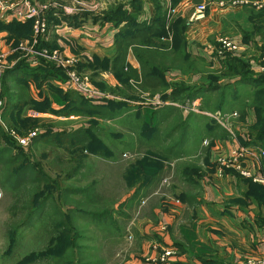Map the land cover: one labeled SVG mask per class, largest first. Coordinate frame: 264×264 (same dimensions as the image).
<instances>
[{
    "label": "rangeland",
    "instance_id": "rangeland-1",
    "mask_svg": "<svg viewBox=\"0 0 264 264\" xmlns=\"http://www.w3.org/2000/svg\"><path fill=\"white\" fill-rule=\"evenodd\" d=\"M198 1L200 2L195 8L205 5L206 17L207 8L212 1ZM226 1L219 0L218 6H245V10L248 4L246 0ZM238 1L241 3L233 4ZM251 7L258 10L261 8ZM174 10L175 8L169 11L168 20L172 21L178 17L175 12L172 13ZM190 18L186 21V28L200 21H191ZM251 30L252 24L251 29L245 33L250 34ZM241 32H244L243 29L239 33L241 39L237 41L239 44L236 53L222 50L218 42L220 38L235 42L229 37L219 36L214 44L208 46L216 57L213 66L215 68L208 66L211 62L205 61L204 65L199 61L192 64L195 65L193 71L196 73L183 72L182 70H188L185 68L186 62L181 56L169 51L162 60L165 63L163 72L166 74L179 71L182 79L176 81L175 78L169 77V81L165 78L169 87L163 93L169 95L180 82L207 84V76L211 74L222 76L218 83L225 85L229 80L223 76L224 61L228 57L236 58V54L242 55L245 52L244 46L253 54L258 53L250 56L248 60H245V55L243 60L264 68V52L260 49L262 42L259 37L255 35L256 39L245 43ZM17 48L18 45L14 48V53L21 54ZM242 57L239 60H242ZM218 59H222V62ZM76 70L78 71V66ZM107 71L110 72V69ZM101 72L103 71L100 69L99 73ZM263 72L264 70L255 74ZM111 73L114 77L112 82L107 78L98 79L95 74H92L95 77L87 75L88 86L99 93V106H105L103 116H98L99 118L95 115L67 117L49 113L27 117L23 114V118L39 121L29 122L22 127L19 122L13 123L14 118L10 114L3 116V122L20 137H25L33 131L39 134L27 149L18 147L8 137L13 143L12 149L1 136L4 131L0 125V264L124 263L125 251H129L134 244L129 222L134 214L139 218L143 216L147 201L161 199L179 205L180 200L175 196L179 195L181 190L187 191L183 196H189L191 188L183 181L184 175L180 174L182 169L206 172L205 169L211 167L217 171L216 156L211 159V142L206 145L202 142L198 147L197 144L205 134L204 129H201L203 123L209 122L208 119L213 122L210 115L214 116L218 111L215 105L219 102V91L204 94L205 96L200 98L201 105L194 103L199 99L185 102L165 101L159 86L148 81L142 85L137 77L120 74L116 77ZM251 89L237 87V93H240L237 99H232L231 93H226L224 105L227 112L220 111L226 113L224 126L217 125L223 130L218 132L220 135H235L240 108L249 102L248 94ZM3 90L2 85L1 96ZM113 102L120 105L113 107ZM164 103H174L175 108L158 111ZM191 112L200 116L201 128H193L191 123L185 122L184 117L191 115ZM48 129L54 134L63 130L72 135H62L59 139L39 138ZM86 130L89 132L86 134L88 137L91 135L99 141L95 152L89 151L86 146L82 132ZM167 148L173 149V155H167ZM216 150L215 153L220 151V148L217 147ZM160 156L171 159L162 161ZM156 163H160L162 169L156 167ZM143 179L150 183L148 188L141 187L133 193L132 189ZM141 201H145L143 206L140 205ZM128 232L132 236L130 240L127 238ZM65 244L67 248L63 247ZM61 247L62 255L56 256L54 252ZM249 260L251 259H248L246 264Z\"/></svg>",
    "mask_w": 264,
    "mask_h": 264
},
{
    "label": "crops",
    "instance_id": "crops-1",
    "mask_svg": "<svg viewBox=\"0 0 264 264\" xmlns=\"http://www.w3.org/2000/svg\"><path fill=\"white\" fill-rule=\"evenodd\" d=\"M138 1L140 6L137 11L133 5L135 0H85L83 5H75L71 0H34L37 6H47L45 12L47 33L38 40L35 48L49 52L57 51L65 57H76L79 60V72L89 76L95 74L98 79L99 77L107 78L109 82H112V79H114L112 71L101 70L103 72L99 73V65L92 67L95 61L98 63L99 61H106L111 66L117 56L114 40L118 29L110 24L101 23L99 21V13L115 3H121L128 13L137 14L136 20L138 23L151 22L156 13L153 0ZM157 1L164 10H168L169 14L170 0ZM211 1L207 8L206 17L187 26L185 32L187 50L190 56L193 59L201 58L208 63L211 62L212 64L208 65L209 67L215 66L216 57L208 46L214 44V41L219 36L229 37L236 44H239L237 41L241 39L239 34L241 29L244 32L251 29L248 14L243 10L245 6L237 8L229 6L219 7V0ZM246 1L248 2L246 7L264 5V0ZM199 2L198 0H180L174 7V14L188 21ZM15 15L16 12L12 11L9 16L0 19V21L4 23L16 21L23 24L31 19L20 20ZM49 18H52V20ZM7 39L8 34L0 32V53H7L9 61L16 63L22 59L29 67H38H32L22 53H13L12 51H14L15 47H12V41L8 42ZM20 40L30 45L32 44V36L31 38H22ZM243 50L245 51L242 54L243 57L239 54L234 57L237 59L242 57L241 59L243 60L246 55L247 59L245 60H248L251 58L250 56H255L258 53L254 52L255 54H253L245 46ZM221 60L218 59V61L222 62ZM125 62L140 75L139 63L131 49L127 50ZM45 63L41 62L39 66ZM250 66L254 73L259 72L258 67L252 64ZM95 75L90 77H95ZM3 76L1 81H3ZM169 77L175 78L176 81L182 79L179 71L166 73L165 78L171 81ZM65 79H53L51 85L62 93L73 91L65 89ZM5 86L9 89L10 95L16 94L19 96L21 94L20 84L12 78H6ZM77 94L81 96L79 93ZM7 95L4 94L3 90L2 98L5 104L3 116H6ZM22 97L23 99L28 97L35 101H41L44 97H48L54 110H60L65 105L46 84L37 88L31 81L28 82V87L22 91ZM83 98L86 99L85 97ZM88 101L94 105H101L99 99ZM194 103L201 105L200 99ZM173 106H175L174 103L170 105L164 103L157 110L174 109L175 107ZM245 111L244 118L239 113L240 119L234 138L227 136V134L225 136L224 134L220 135L218 132L222 129L208 118L209 122L203 123L201 128L200 116L195 115L193 112L188 117H184V120H186V123H191L193 128L204 129L205 134L201 136L202 141L199 139L197 147L202 145L204 141L211 142L210 144L213 148L211 159H213V156H217L218 152L226 154L230 149L239 146L247 147L248 149H264L257 143L255 139L256 133L251 130V127L256 122L254 110L247 107ZM217 112H220V110ZM225 112L223 113L224 115L226 114ZM233 112L235 111H230V113ZM23 114L27 117L35 114L49 115L48 113H38L28 107L24 108L21 117H23ZM15 115L14 113L13 116L15 117ZM151 131L152 129L149 130V132ZM151 136L145 137L151 138ZM119 139L121 140V138ZM123 139L125 140L124 137ZM217 147L220 148V151L215 153ZM173 153L172 148H167V155H173ZM161 159L169 161L171 158L161 157ZM243 166L249 169L252 174L264 176V159L259 160L248 156ZM205 170L206 172L188 170L187 168L182 169L180 174L184 175L183 181L191 187L189 189L191 195L183 196L182 194L187 191H179V195L175 196L180 200L179 205L170 204L167 201H161V199L160 201H147L143 216L141 218L135 217V214L132 216L129 226L133 232L134 244L129 251H125L124 263L118 264H150L146 262V258L155 255L150 248L151 243H157L164 248L174 249L176 255L169 261L177 264H246L248 259L264 258V184L253 182L254 186H252L250 185V179L241 178L233 170H231L233 172H224L222 174H219L211 167ZM148 185H150L149 182L142 181L132 189V192L134 193L141 187L142 189H147ZM138 206L139 201H137ZM162 226L166 227V231L163 233L160 231ZM125 236L124 233V242Z\"/></svg>",
    "mask_w": 264,
    "mask_h": 264
},
{
    "label": "trees",
    "instance_id": "trees-1",
    "mask_svg": "<svg viewBox=\"0 0 264 264\" xmlns=\"http://www.w3.org/2000/svg\"><path fill=\"white\" fill-rule=\"evenodd\" d=\"M180 0H170V9H173ZM140 2L135 0L133 4L135 9L139 10ZM153 4L156 10L153 20L149 23H138L136 20L137 14L128 13L124 8L123 4L115 3L108 7L105 11L99 13V21L103 24H110L118 29L115 35V49L117 52L116 58L113 60L110 66L106 61L99 63L95 61L92 67L98 66L101 70L112 71L116 77L118 74L122 76H133L141 80L142 85L146 81L159 86L161 92L169 87L165 80V63L162 62L164 56L174 52L175 54L181 56L182 60L186 62V67L188 70H182L183 72H195L193 71L192 65L196 62H202L205 65V61L201 58L193 59L188 50L187 42L185 39L186 32V21L181 17H176L175 19L168 20L169 14L168 10H164L157 0H153ZM246 7L245 11L248 14L250 23L252 24L251 33L241 32L243 37V42L251 41L256 39L255 35L259 37L262 42L261 51L264 52V6L259 8ZM52 20V18H49ZM171 23H170V22ZM33 20L30 19L25 23H19L16 21L10 23H4L0 21V32H6L8 34V42L12 41V47H16L22 38H31L33 34ZM20 40V41H19ZM41 47V46H40ZM170 47V50L168 48ZM131 49L132 53L139 63L140 75L135 70H132L130 66L125 62V57L127 50ZM18 54V53H17ZM225 71L223 76L229 80L225 85H219V80L222 76L217 77L215 74L207 76L209 82L207 84H193L189 85L186 83H180L171 91L169 95L162 94L165 101L172 102H185L186 100L194 101L200 99L204 94L213 91H219L218 93V106L215 108L220 111H226V93H231L232 99H237V87H248L252 88L248 94L250 100L248 103L240 108L241 117L245 116V109L250 107L254 110L256 122L251 127L256 133V141L264 148V72L260 74H255L248 62L228 57L225 61ZM264 65V62L263 64ZM207 66V65H206ZM196 73V72H195ZM12 78L20 84L21 94L18 96L16 94L10 95L9 89L5 86V80ZM65 79L64 73L61 69L57 68L53 63L46 62L42 66L35 68L29 67L24 60L20 59L15 63V65L7 70L3 76V88L4 94L7 95L8 105L5 110V115L10 114L14 119L13 123H18L20 125H26L27 123H36L38 119L23 118L21 117L22 112L25 107L32 109L38 113H49L56 116H103V110L105 106L94 105L90 101L79 96L74 91H69L67 93H62L60 90L56 89L51 85L52 80ZM31 81L35 84L37 88H40L43 84H46L52 91L56 93V97L64 102V107L60 110H54L51 107V102L48 97H44L41 101H35L22 97V91L28 87V82ZM96 84V83H95ZM97 85V84H96ZM108 104V103H107ZM109 105V104H108ZM113 107L115 105H120L119 103H112ZM123 105V104H122ZM16 114L15 117L13 114ZM99 118V117H98ZM85 136V143H87V148L91 152H95L99 147V141L95 137L86 134L89 132L82 131ZM62 135L70 136L72 134L66 133L61 130L55 132L51 130H45V133L40 135L39 138H60ZM4 137L5 143L9 148L14 149L11 140L1 133ZM87 136V137H86ZM36 140V139H35ZM163 161V159H161ZM161 163V162H160ZM156 163V167L161 168V164ZM151 167V166H150ZM160 170V169H159ZM158 171V170H157ZM156 172V171H155ZM147 181L143 179V182ZM250 185L254 186V183L250 180ZM263 189V188H258ZM257 189V190H258ZM264 190V189H263ZM264 193V191H263ZM67 248V244L63 246ZM63 247L57 249L54 254L60 256L63 253Z\"/></svg>",
    "mask_w": 264,
    "mask_h": 264
},
{
    "label": "built area",
    "instance_id": "built-area-1",
    "mask_svg": "<svg viewBox=\"0 0 264 264\" xmlns=\"http://www.w3.org/2000/svg\"><path fill=\"white\" fill-rule=\"evenodd\" d=\"M75 5H83V0H71ZM241 2H233V4ZM262 7L264 5H256ZM47 6L36 5L34 0H0V19H3L12 11L16 12V17L20 20L32 19L33 20V34L32 44H28L25 41L18 43L17 50L27 59L28 63L32 66H39L41 62H51L57 68L61 69L65 73V89L73 90L79 93L81 96L88 100H98L99 93L88 86V76L76 70L79 60L76 57H65L57 51L49 52L47 50H38L35 48L38 40L44 37L47 33V18L46 12ZM171 11V10H170ZM174 11H172L173 13ZM206 6L199 5L194 9L191 15V21L201 20L205 17ZM218 42L221 44L222 50L226 52L236 53L238 52V44L230 41L229 39L220 38ZM13 53L15 51H12ZM9 54H11L9 52ZM15 65V62L8 60L7 53H0V125L4 131V134L9 137L16 145L22 149H27L37 138L38 132H30L25 137H20L16 131L5 122H3V109L4 99L1 96V78L3 74L11 69ZM259 72L263 71L264 68L258 67ZM213 121L220 126H224L225 115L221 112H215V115H210ZM235 135L233 134V136ZM203 144H208L204 141ZM252 156L256 159H264V149H248L247 147H234L229 150L226 154L218 153L216 156L217 171L219 173L225 170H233L238 172L241 176L250 179L254 183L264 184V176L261 174H252L251 171L243 166L244 161ZM145 201H141L140 205L143 206ZM160 231L163 233L166 231V227L162 226ZM127 238H132L128 232ZM151 250L155 253L154 256L146 258V262L150 264H177L170 263V259L176 255V251L172 248H164L159 244H151ZM247 264H264V258L251 259Z\"/></svg>",
    "mask_w": 264,
    "mask_h": 264
}]
</instances>
